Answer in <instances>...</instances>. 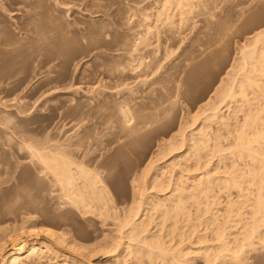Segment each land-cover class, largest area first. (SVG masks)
<instances>
[{"label": "rangeland", "instance_id": "obj_1", "mask_svg": "<svg viewBox=\"0 0 264 264\" xmlns=\"http://www.w3.org/2000/svg\"><path fill=\"white\" fill-rule=\"evenodd\" d=\"M0 1V238L2 230L25 218V225L36 231L45 226L71 231L79 244H98L105 232L101 224L93 218L62 216L64 210L56 209L57 192L50 196L55 188L39 175L26 146H69L82 156H97L104 174L112 171L123 204L131 198V177L145 152H153V146L190 116L200 124L198 108L226 79L242 48L264 30V0H202L205 7L190 13L185 23L178 24L177 18L173 26L159 21L158 29L147 25L155 26L163 0ZM41 84L46 87L39 90ZM254 95H249L252 104L257 103ZM241 103H228L238 120L249 108L242 103L238 112ZM126 104L133 112L132 126L141 122L140 112L144 122H153L132 142L131 153L124 148L130 139L121 132L118 113ZM232 117L228 130L233 128ZM223 127L214 123L212 132L220 129L226 135ZM231 141L227 138L222 145ZM225 152L222 169L244 168ZM221 193L213 207L224 212L228 194ZM46 207L52 210L49 217ZM29 216L39 217L38 222H29ZM214 238L207 234V239ZM58 253L59 263L64 254L75 259L64 250ZM246 264H264V248Z\"/></svg>", "mask_w": 264, "mask_h": 264}, {"label": "bare ground", "instance_id": "obj_2", "mask_svg": "<svg viewBox=\"0 0 264 264\" xmlns=\"http://www.w3.org/2000/svg\"><path fill=\"white\" fill-rule=\"evenodd\" d=\"M161 4L154 25L159 21L170 26L185 23L190 13L205 7L202 0H163ZM157 26L148 24L147 28ZM231 69L212 97L198 108L197 113L203 115L199 125L198 118L190 116L170 139H162L164 142L152 145L153 152H145L131 177V198L123 204L113 187L112 171L104 174V164H96L97 156H82L71 148L72 143L73 150L50 144L47 148L45 144L27 145L23 138L31 163L55 188L50 196L57 192L56 209L64 210L62 216L93 218L105 232L98 244L85 246L71 231L47 226L36 231L35 226L25 225L24 218L21 224L1 231L0 264H246L264 248V103L260 104L264 102V30L256 34L252 45L242 48ZM38 87L41 90L46 85ZM254 94L257 103L252 104L249 95ZM231 102L249 105L241 120L229 112ZM242 103L237 104V111L244 108ZM224 108L234 117L232 130L227 129L232 122L228 123L231 115ZM118 113L121 132L130 139L124 148L131 153L139 133L153 122H144L146 116L140 112L141 122L132 126L133 112L127 104L120 105ZM214 123L226 126L227 134L220 129L212 132ZM227 138L231 143L222 145ZM225 151L234 157V163L240 160L247 168L222 169ZM233 190L237 191L235 197ZM221 192L228 194L224 212L213 207ZM51 212L45 208L47 217ZM38 218L29 216L27 220L35 224ZM208 233L215 238L207 239ZM59 250L75 259L64 254L65 260L57 262Z\"/></svg>", "mask_w": 264, "mask_h": 264}]
</instances>
